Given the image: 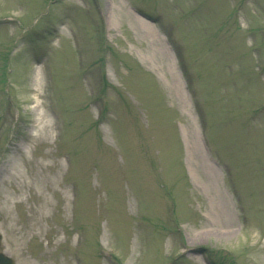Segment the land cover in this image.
<instances>
[{
	"label": "rangeland",
	"instance_id": "obj_1",
	"mask_svg": "<svg viewBox=\"0 0 264 264\" xmlns=\"http://www.w3.org/2000/svg\"><path fill=\"white\" fill-rule=\"evenodd\" d=\"M197 247L264 264V0H0V250L208 264Z\"/></svg>",
	"mask_w": 264,
	"mask_h": 264
},
{
	"label": "bare ground",
	"instance_id": "obj_2",
	"mask_svg": "<svg viewBox=\"0 0 264 264\" xmlns=\"http://www.w3.org/2000/svg\"><path fill=\"white\" fill-rule=\"evenodd\" d=\"M147 25H148V34H149V36H151V37H153L155 39H158L160 36L157 33V30L153 26H151L149 23H147ZM204 166H205L206 169L208 168L211 171L214 170L213 167L210 164H208L206 161L204 162Z\"/></svg>",
	"mask_w": 264,
	"mask_h": 264
},
{
	"label": "water",
	"instance_id": "obj_3",
	"mask_svg": "<svg viewBox=\"0 0 264 264\" xmlns=\"http://www.w3.org/2000/svg\"><path fill=\"white\" fill-rule=\"evenodd\" d=\"M0 264H15V261L12 257L0 251Z\"/></svg>",
	"mask_w": 264,
	"mask_h": 264
}]
</instances>
